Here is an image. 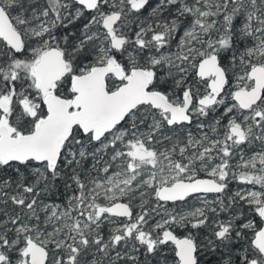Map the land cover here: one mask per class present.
<instances>
[{
	"label": "snow or ice",
	"instance_id": "1",
	"mask_svg": "<svg viewBox=\"0 0 264 264\" xmlns=\"http://www.w3.org/2000/svg\"><path fill=\"white\" fill-rule=\"evenodd\" d=\"M207 257L264 264V0H0V264Z\"/></svg>",
	"mask_w": 264,
	"mask_h": 264
},
{
	"label": "trees",
	"instance_id": "2",
	"mask_svg": "<svg viewBox=\"0 0 264 264\" xmlns=\"http://www.w3.org/2000/svg\"><path fill=\"white\" fill-rule=\"evenodd\" d=\"M201 235H203V232L201 233ZM205 264H215V261L213 258L207 257L205 258Z\"/></svg>",
	"mask_w": 264,
	"mask_h": 264
}]
</instances>
